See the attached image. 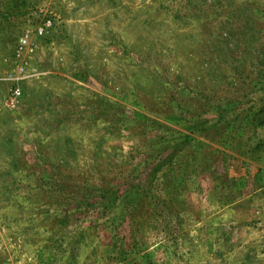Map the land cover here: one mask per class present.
<instances>
[{
    "label": "rangeland",
    "instance_id": "374dc122",
    "mask_svg": "<svg viewBox=\"0 0 264 264\" xmlns=\"http://www.w3.org/2000/svg\"><path fill=\"white\" fill-rule=\"evenodd\" d=\"M0 264H264V0H0Z\"/></svg>",
    "mask_w": 264,
    "mask_h": 264
},
{
    "label": "built area",
    "instance_id": "2783aa9c",
    "mask_svg": "<svg viewBox=\"0 0 264 264\" xmlns=\"http://www.w3.org/2000/svg\"><path fill=\"white\" fill-rule=\"evenodd\" d=\"M38 31H39V32H42V27H40V28L38 29ZM21 41H22V42H25V39H22ZM13 93H14L15 96H18V95H19V90H18V89H14Z\"/></svg>",
    "mask_w": 264,
    "mask_h": 264
}]
</instances>
